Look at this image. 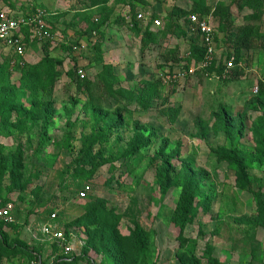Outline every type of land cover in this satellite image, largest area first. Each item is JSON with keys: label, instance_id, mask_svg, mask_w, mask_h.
I'll return each instance as SVG.
<instances>
[{"label": "rangeland", "instance_id": "374dc122", "mask_svg": "<svg viewBox=\"0 0 264 264\" xmlns=\"http://www.w3.org/2000/svg\"><path fill=\"white\" fill-rule=\"evenodd\" d=\"M240 2L0 0V10L46 11L53 37H27L25 60L49 57L57 73L53 94L36 97L21 86L14 54L0 48V201L13 202L16 220L57 209L73 264H264V120L251 107L264 79V5L256 12ZM147 7L160 26L136 20ZM201 12L217 30L222 56L239 48L227 30L249 24L253 39L239 48L245 73L163 82L161 97L143 109L142 82L169 69L165 53L188 48V35L174 25L187 29V17ZM78 66L87 82L74 79ZM91 136L97 143L88 149ZM84 182L93 191L79 199ZM186 184L194 220L182 229ZM8 237L0 264L17 255L15 243L28 246ZM39 251L44 264L59 258Z\"/></svg>", "mask_w": 264, "mask_h": 264}, {"label": "trees", "instance_id": "16d2710c", "mask_svg": "<svg viewBox=\"0 0 264 264\" xmlns=\"http://www.w3.org/2000/svg\"><path fill=\"white\" fill-rule=\"evenodd\" d=\"M109 0H93L94 4H99V3H105L108 2ZM263 2L261 0H241L240 2V7H249V8H253L256 12L263 7ZM179 11H181L179 9ZM257 14V13H254ZM200 16H203L202 12L200 14ZM156 17V16H155ZM229 17V14H228ZM135 18L137 21H140L137 19V14L135 15ZM153 22V21H151ZM176 29H178L179 31H181V33H183V35H188L186 37L188 38V48L191 51V55L189 57H185L183 56V54L181 53L180 48H176L173 51H169L167 53L164 54V66L168 67L169 70H173L175 68V66H183V67H188L192 60H195L196 62H200L202 60H204L205 58V54H206V49L204 47V45L201 42L199 33H190L189 28L187 29H183L181 28L178 24L174 25ZM226 26L225 24H221L220 25V30L221 31H226L225 30ZM232 28V27H231ZM217 31V30H216ZM252 34V29L249 26V24H246L245 26H240L237 27L236 30L234 31V29L228 33V30L226 32V36L228 40L233 41V43L235 42V44L238 43V47L242 48L244 45H248L252 39L253 36ZM217 35V32H216ZM215 35V39L217 41V36ZM226 39V40H227ZM48 41V40H45ZM47 43V42H45ZM1 48V47H0ZM238 48V50H236L235 56H236V66L231 69L232 71V75L238 77L242 76L244 72V68L240 65V62H242L243 58L241 56V52L240 49ZM14 57H12L13 59H15L16 62V66L19 69H22V76L20 80L21 86L26 89L29 90L30 92H32L33 94L37 96H39L40 94L43 93V97H49L53 94L54 91V86L55 83L57 81V73L55 72V61L49 57H45L43 59H41L40 61L33 63V64H29L28 61H26L22 56H16L13 55ZM226 65L221 61L220 64L217 66V63H214V65H212L210 67V71L211 72H218L220 74H224ZM85 78V77H84ZM77 81H88L87 78L85 79H78V78H74ZM164 82L162 77L156 78L154 80H145L142 82L141 84V91L138 94V101L140 103V105L142 106L143 109H148L150 108V106L152 105V103L154 102V100L156 98H160V91H159V86ZM257 102L254 103L251 107L252 109L255 110H259L261 111L262 115H263V120H264V79L259 80L258 82V91H257ZM167 100H164V102ZM35 107V106H34ZM168 110H170V112L173 114V112L178 111L179 109H174L173 107L168 108ZM18 117H21V110L18 109ZM90 140V144L88 146V149H90V147L92 148L96 143L97 140L96 138H93V136L89 137ZM261 140L264 143V133L261 135ZM228 159H230V157L228 156ZM79 173L81 175V177L84 178H89L90 177V171L89 170H85L84 168H80L79 169ZM182 194V200L180 203V214H181V218H180V226L182 229H184L186 227L187 224L192 223L194 220V216L190 214V211L193 207V202H194V194H192V189L190 185H185L183 193ZM8 203L7 201H2V204H6ZM102 205L104 203L103 200H101L100 202ZM98 206H95L93 209L97 210ZM93 209L89 210L87 213H93ZM51 214V213H50ZM262 225L264 227V212H262ZM80 221V220H79ZM6 225V226H12L13 228L18 227L16 224L12 223H6L2 220H0V248H3L5 250H7L6 248L8 247V234H6L3 230H2V226ZM74 225V222H71L69 224V226ZM68 226V227H69ZM69 234V228L66 229V235ZM68 237V236H67ZM69 238V237H68ZM29 246V245H28ZM26 244H24L23 242L20 243H15L14 246L12 247V251L15 250L17 255H21L28 257L30 260H35V261H41V254L39 253L37 247H31L29 248ZM53 246H55V250L58 251V246L57 244H54ZM7 252H5L6 254ZM14 254H8L7 256L9 258H11ZM58 257V256H56ZM57 262L55 264H73V259L74 257H72L70 260H67L65 258V256H59V258ZM41 264H44L43 261H41Z\"/></svg>", "mask_w": 264, "mask_h": 264}, {"label": "built area", "instance_id": "2783aa9c", "mask_svg": "<svg viewBox=\"0 0 264 264\" xmlns=\"http://www.w3.org/2000/svg\"><path fill=\"white\" fill-rule=\"evenodd\" d=\"M137 19L148 23L153 21L157 26H160L162 21L155 17L153 10L147 9L137 13ZM187 27L190 33H199L202 44L206 49L204 60L199 63L192 60L188 67L175 66L173 70H166L161 72L160 77L165 83H174L186 80L197 73L211 74L216 77L218 72H211L210 67L217 63V66L222 61L225 65V71L228 72L236 66V56L234 52L225 53L224 56L218 53V47L215 39L216 28L211 20L203 15L200 16L192 13L187 17ZM34 38L40 40H50L53 37L52 27L48 20V15L44 9L38 8L32 13L25 15L20 12H13L10 10H0V47L10 51L16 56L25 57L27 53L26 38ZM191 51L187 48L183 52V56L189 57ZM242 65V62H240ZM243 67V66H242ZM224 76V75H223ZM226 76V75H225ZM224 76V77H225ZM75 77L78 79H85L86 72L83 67L78 66L75 72ZM258 88H256V91ZM93 191V187L89 182H84L83 186L76 192L79 199H86ZM15 205L13 202L2 204L0 201V220L6 223L15 221L13 210ZM58 211L54 210L49 214L48 218L42 221L35 230V236L40 242H46L50 245L57 244L58 252H61L67 260L72 258L74 247L70 239L66 236V231L60 228L56 222ZM40 261L27 260L26 264H40Z\"/></svg>", "mask_w": 264, "mask_h": 264}, {"label": "crops", "instance_id": "0c3cea01", "mask_svg": "<svg viewBox=\"0 0 264 264\" xmlns=\"http://www.w3.org/2000/svg\"><path fill=\"white\" fill-rule=\"evenodd\" d=\"M147 9H151V8L150 7L145 8V10H147ZM151 10H153V9H151ZM153 12H154V15L157 17V14H156L157 12L154 10H153ZM216 43H217V41H216ZM220 45L222 46V44H220ZM217 47H218V43H217ZM24 59H25V57H24ZM26 61H28V60H26ZM15 209H16V206L13 210V216H14ZM55 210H57V209H55ZM48 216L49 215H44V216H41L40 218H33V219L29 220V222H27L26 224L24 222H19L18 219L16 220V218L14 216L15 221L13 223L16 224L17 226H18V224L21 226L14 228V230L12 232H10L8 230L7 231H8V233H10L11 237L17 236V237L22 238V240L26 241L28 245H31L32 247H37L38 251L42 247V248H44L45 251L47 250V252L50 255L54 254L53 257L61 256V255L64 256L61 252H58V253L52 252L53 246L50 245L49 243H47V241L46 242H40V240H38L36 237H34L35 236V230L37 229V226L42 221L46 220L48 218ZM56 222H57L58 226L60 228H62L61 225L59 224L58 218H57ZM8 233H6V234H8ZM39 253H40V251H39ZM97 259H98V257H97ZM27 260H30V259L28 257H25V256L21 257V255L19 254V255H13L11 258L4 257L2 259L1 264H26ZM41 261H42V257H41Z\"/></svg>", "mask_w": 264, "mask_h": 264}]
</instances>
